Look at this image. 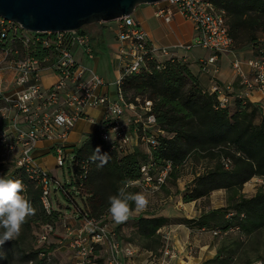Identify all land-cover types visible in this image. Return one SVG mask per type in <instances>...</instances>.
Wrapping results in <instances>:
<instances>
[{
  "label": "built area",
  "instance_id": "obj_1",
  "mask_svg": "<svg viewBox=\"0 0 264 264\" xmlns=\"http://www.w3.org/2000/svg\"><path fill=\"white\" fill-rule=\"evenodd\" d=\"M156 6V15L167 23L179 14L193 24L195 35L191 43L173 48L157 47L132 16L112 22L116 24L122 64L114 83H108L96 70L98 55L89 32H33L0 16V155L4 162L24 169L32 179L38 180L47 213L54 208L51 194L62 188L63 182L36 163L35 152L41 142L50 141L55 166L63 168L70 157L74 165L78 146L69 145V136L80 120L87 119L88 109H105L97 129L106 142L131 152L134 138L130 133L133 132L147 146L148 153L157 148L161 131L156 117L148 114L151 103L141 107L127 103L121 88L126 76L139 73L149 62H155L157 69H161L166 60L178 58L177 50L189 52L201 48L211 52V56H200L199 64L205 72L217 75L219 69L211 67L221 56L233 55L237 90L233 83L214 81L209 91L217 95L221 108L228 107L234 98L252 102L254 94L259 93L262 96L259 105L264 110V58L244 62L238 57L224 10L218 9L211 0H165ZM46 73L55 77L50 85L44 81ZM110 86H116L115 98L107 92ZM126 112L132 115L130 119H125ZM225 165L229 167L230 162L225 161ZM81 167L87 172L88 163L81 161ZM172 168L170 161L158 168L149 158L142 164L141 179L128 187L155 194L166 185ZM60 232L71 255L69 264H130L139 253L137 247L122 241L108 218L98 221L86 215L77 220L72 215L43 228L38 236L40 259L54 262L58 250L51 248V236ZM213 234L217 236L219 232L213 231ZM162 238L165 240L163 257L174 258L167 245L168 235ZM99 259L103 262H98ZM163 261L170 264L166 259Z\"/></svg>",
  "mask_w": 264,
  "mask_h": 264
},
{
  "label": "trees",
  "instance_id": "obj_2",
  "mask_svg": "<svg viewBox=\"0 0 264 264\" xmlns=\"http://www.w3.org/2000/svg\"><path fill=\"white\" fill-rule=\"evenodd\" d=\"M211 2L227 13L230 35L237 52L250 50L252 58H264V0ZM86 28L81 32H88ZM96 41L97 37L93 38L94 48L100 46ZM95 52L98 55L97 49ZM121 88L127 103L137 107L151 103L148 114L156 117L157 128L161 131L159 144L150 153L140 148L130 152L106 142L99 129L88 135L82 148L77 149V160L70 172L71 182L63 183L55 193H60L70 204L71 214L77 220L86 215L98 221L108 218L125 244L153 254H158L164 246L161 231L178 223L201 230L228 232L238 229L245 237L263 231L264 189L251 198L242 194L244 185L253 178L264 180V118L259 124L255 122L257 114L264 116L261 106L234 98L228 107L221 108L217 95L204 89L188 63L179 58L166 60L161 69H157L155 62H149L139 73L126 76ZM137 129L142 138L141 126ZM97 147L101 153L109 154L107 163L102 167L97 166L99 161L93 163L90 159ZM149 158L158 168L168 161L172 162L168 180H178L180 169L188 163L206 161L205 171L195 177L192 187L184 193L183 201L198 202L214 191L226 190L229 193L227 206L203 212L197 219L139 214L136 217L129 215L124 224L116 223L108 212L109 196L116 195L125 181L131 183L141 179L142 164ZM81 161L88 163L87 172L83 171ZM225 161L230 162L229 167H226ZM0 177L20 180L24 185L22 195L35 210L22 226L20 235L0 246V264H50L46 259H40L38 236L45 226L59 223L66 214L54 208L47 213L41 200V185L24 169L0 161ZM139 190V187L127 188L133 194ZM129 203L131 213L135 204ZM129 223L132 229L130 237L120 233L123 226ZM34 230L32 248L29 236ZM229 243L225 242L216 257L204 264H236L241 260L240 239L230 240ZM243 264L255 263L248 259Z\"/></svg>",
  "mask_w": 264,
  "mask_h": 264
},
{
  "label": "crops",
  "instance_id": "obj_3",
  "mask_svg": "<svg viewBox=\"0 0 264 264\" xmlns=\"http://www.w3.org/2000/svg\"><path fill=\"white\" fill-rule=\"evenodd\" d=\"M158 7L156 5H142L138 7L132 17L136 20L139 27L144 30L148 35L151 42L157 47H170L173 48L179 44H189L191 43L194 35L195 29L193 24L184 19L181 15L175 14L170 23L165 22V20L156 15ZM116 24L108 23L105 27L99 31V36L97 37V43L100 44L98 47V59L95 62V67L98 74L103 77L108 83L115 82L121 73V60H120V48L121 45L116 38L115 34ZM176 55L179 59L188 63L192 73L198 77L201 86L206 90H211L213 82H219L220 84L233 83L235 85V90L238 88V81L235 75V71L232 66L233 55H223L219 58L216 65L211 68L217 67L219 73L213 75L212 73H207L198 62L200 56L209 58L211 52L201 49L194 48L189 52L183 50H177ZM238 57L246 62L251 59L249 57L245 58L243 52H237ZM245 70L249 71L248 67L245 66ZM46 85H50L55 81V77L52 74L46 73L44 77ZM108 94L110 97H116V90L112 86L108 88ZM262 100V96L259 93H255L252 103L258 105ZM105 114V109L100 108H90L87 110V119L80 120L69 136L70 146H79L82 139L88 135L95 132L97 129V124L101 122ZM131 114H126L125 119H130ZM131 136L134 138L132 148L133 150L140 148L143 144L136 135L131 132ZM52 142L43 141L39 144L37 151L35 152L36 163L43 167L48 168V163H54ZM216 192V191H215ZM182 203V201H181ZM165 204V205H164ZM164 204L155 206H147L145 212L140 214L144 216H163L172 219H194V215H190L193 212L187 214L181 210L171 207L165 202ZM185 209H191L196 205V202L183 204ZM175 212V214H173ZM161 235H168L169 242L168 247L173 253L174 258L163 257V252L165 247L159 251V255L153 254L151 251L140 250L137 256L132 260L130 264H163V260L170 264H204L208 260L216 257V246L215 243L209 239L207 235L201 233L195 229L190 228L188 225L183 223L174 224L165 227L161 231ZM71 259V255L69 256ZM67 264V263H62Z\"/></svg>",
  "mask_w": 264,
  "mask_h": 264
},
{
  "label": "rangeland",
  "instance_id": "obj_4",
  "mask_svg": "<svg viewBox=\"0 0 264 264\" xmlns=\"http://www.w3.org/2000/svg\"><path fill=\"white\" fill-rule=\"evenodd\" d=\"M104 27H105V24H95V25L87 27L86 29L91 34L92 38H95V36H97V37L99 36L98 32L101 31L102 28H104ZM95 49H97V51H98V47H95ZM241 52L244 53V56H246L245 58H247V57L252 58V53L250 50H242ZM112 87H113V89L116 90V86H112ZM260 104H261V102H260ZM126 113L130 114L129 112H126ZM263 118H264V116L257 114L255 117V122L257 124H259L263 121ZM140 149L144 152H148V148L144 144H141ZM51 158H54V160H55L54 155H53V157H49V159H51ZM3 160H4V158L0 155V161H3ZM206 167H207L206 161H202L199 163H192V162L188 163L186 166H184L180 169L181 170V172H180L181 177L178 180H173V179L168 180L166 185L161 190L156 192L155 194H148V193H145L143 190H139L136 193H143L147 197V199L149 200L148 206H152L153 208H155V206L160 205V203L164 204L165 202H167V204L173 208L176 207V209L178 208V210H181L183 212H186V210H187V214H189V211H190V213L193 212L190 215H194V213L196 211V215H195L194 219H197L200 217V215L203 212H208L212 209H219V208L226 207L227 201H228V196H229L228 191L217 190L216 192L214 191L208 198L202 199V200H199L198 202H196V205L194 207H191V209H185L184 210L185 206L183 204H186L183 201L184 193H186L187 190L192 187V183H193V180L195 179V177L200 175L201 173H203L205 171ZM46 170L50 175L59 179L61 182L70 183L71 182V173L70 172L73 171L72 159L70 157L68 163H66L63 168L62 167H56V166H54V163L49 162L48 168ZM260 189H264V180L260 177H255L251 181H249L248 183H246L244 185V188L242 190V194L247 198H251V197L255 196L256 193ZM55 197H57V199ZM51 199L53 202L54 209L60 210L63 213H65L66 214L65 217L67 219L72 217L71 210H69V208H68L70 206V204L65 199H63V197L60 195V193L57 195L55 193H52ZM57 200H58V202H57ZM181 201H182V203H181ZM145 211H146V209L137 210L135 207V210L130 213V216L136 217L140 213L145 212ZM173 214H175V212ZM124 222H121V224H124ZM130 223L128 225H126L127 227L123 226V228L120 230L121 231L120 233L122 235L125 234L126 236L130 237L131 232H132L131 227H129V225H131ZM195 230H197L201 233H204L205 235H207L209 237V239H211L215 243L217 253H218L219 248H221L225 242L229 243L230 240L233 241V240L240 239V252L242 254L241 255L242 259L241 260L239 259L236 262V264H243L248 259L252 260L254 263H257V262H259V263L263 262L264 263V230L257 233L256 235H254L252 237L242 236L238 229H233V230L228 231V232H221V231L217 230L219 232V235H217V236L213 234V231L208 230V229L207 230L195 229ZM33 232H32L33 234L29 236V240H30V243L32 245L31 246L32 248H33L34 241H35V239L33 238V236H35V230ZM51 241L53 243L51 245V248L54 250H56V249L58 250V251H56V253L54 255L53 264H62V263L69 264L70 260H71V259H69L70 253H69V250L67 249V247L64 245L65 236H64L63 232H60V234L58 233V235H52ZM60 241L63 242V244L59 243ZM162 241H163V245H164L163 248H164L165 247V240L162 238ZM229 245H230V243H229ZM38 248H40L39 245L37 246V249ZM157 255H159V254H157Z\"/></svg>",
  "mask_w": 264,
  "mask_h": 264
},
{
  "label": "water",
  "instance_id": "obj_5",
  "mask_svg": "<svg viewBox=\"0 0 264 264\" xmlns=\"http://www.w3.org/2000/svg\"><path fill=\"white\" fill-rule=\"evenodd\" d=\"M165 0H0V16L33 32L81 31L132 16L142 5ZM88 137H84L81 149Z\"/></svg>",
  "mask_w": 264,
  "mask_h": 264
},
{
  "label": "clouds",
  "instance_id": "obj_6",
  "mask_svg": "<svg viewBox=\"0 0 264 264\" xmlns=\"http://www.w3.org/2000/svg\"><path fill=\"white\" fill-rule=\"evenodd\" d=\"M90 159L93 163L99 161L97 166L102 167L107 163L109 154L101 153L100 148L97 147ZM129 184L130 182L125 181L118 193L108 198V212L116 223L124 222L129 218V202H134L137 210H143L149 204V200L143 193L133 194L127 191ZM23 191L24 185L20 180L0 177V229H3L0 232V246L4 245L6 241L17 238L27 218L34 215L35 210L22 195ZM86 227L88 226L86 225Z\"/></svg>",
  "mask_w": 264,
  "mask_h": 264
}]
</instances>
